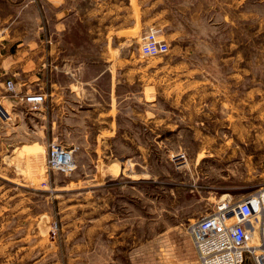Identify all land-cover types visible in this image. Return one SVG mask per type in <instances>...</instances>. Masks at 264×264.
<instances>
[{
    "label": "rangeland",
    "instance_id": "obj_1",
    "mask_svg": "<svg viewBox=\"0 0 264 264\" xmlns=\"http://www.w3.org/2000/svg\"><path fill=\"white\" fill-rule=\"evenodd\" d=\"M205 1L189 7L182 17L184 37L167 38V53L142 57L137 51L144 67L133 87L139 91L133 109L142 116L149 111L151 119H122L134 137L120 136L114 153L131 158L121 161L127 173L133 169L154 180L139 183V199L110 195L103 215L104 189L76 190L67 183L72 176L104 173L94 152L76 151L72 176L45 172L48 143L37 142L34 114L24 113L29 119L21 129L0 121V264H177L176 254L190 241V220L264 185V0H245L244 6L228 0L225 7L216 0L211 21L203 13ZM91 38L96 59L104 40L95 25ZM138 40L121 44L138 48ZM146 84L153 85L146 87V96L154 98L149 104L142 99ZM0 104L11 115L8 121L24 108L12 110L7 99ZM153 121L156 129L147 134ZM130 142L138 144L139 157H131ZM111 170L120 174L116 163ZM116 187L106 186L113 195ZM99 223L132 224V231L94 228Z\"/></svg>",
    "mask_w": 264,
    "mask_h": 264
},
{
    "label": "crops",
    "instance_id": "obj_2",
    "mask_svg": "<svg viewBox=\"0 0 264 264\" xmlns=\"http://www.w3.org/2000/svg\"><path fill=\"white\" fill-rule=\"evenodd\" d=\"M216 2L219 1H205L208 8L203 13L207 14L208 21L212 20L213 13H217L216 9L211 11ZM245 2L238 0L237 5L244 6ZM228 4V0H223L222 7ZM190 6H196L195 0H62L59 4L43 0H0V24L4 27L0 40V72L4 77L14 79L18 95L40 90L46 97L44 105L37 110L29 109L18 100H7L24 108L17 109V113L10 111L14 121L4 122L2 118L0 121L10 128L21 129L24 121L29 119L24 113L30 112L38 124L33 133L38 136L39 144H47L58 137L63 143L74 145L76 151L94 152L96 162L105 166L100 177L96 178V173L72 176L77 168L76 151L74 170L64 174L72 176L67 183L73 184L76 190L104 189L99 197L103 215L109 208L106 200L110 195L114 199L133 202L139 199V183L154 181L133 169L127 173L121 161L131 158L118 157L114 153L120 136L125 135L129 141L134 137L133 132L123 129L121 120L141 115L133 109V106L137 107L139 93L133 87L137 85L138 71L144 66L138 62V48L122 45V39L141 40L149 29L160 25L165 39L182 38V17L191 12ZM198 12L202 13V10ZM92 19L97 34L104 40L96 59L91 57ZM151 86L146 84L143 88L142 99L148 104L154 101L146 96V87ZM147 113L149 115V111ZM148 115L141 117L151 119ZM153 125L148 127L147 134H151L152 128L156 129L154 121ZM138 150V144L135 146L130 142L133 159L139 157ZM102 157L120 159L107 163ZM113 163L119 166L120 174L111 170ZM123 182L125 185L120 186ZM108 183L117 185L114 195L106 188ZM93 226L99 230L132 231V224L128 228L127 223ZM182 247L185 249L178 248L181 252L175 257L177 264H199L191 242Z\"/></svg>",
    "mask_w": 264,
    "mask_h": 264
},
{
    "label": "built area",
    "instance_id": "obj_3",
    "mask_svg": "<svg viewBox=\"0 0 264 264\" xmlns=\"http://www.w3.org/2000/svg\"><path fill=\"white\" fill-rule=\"evenodd\" d=\"M59 4L62 0H43ZM4 27L0 24V40ZM169 51V42L158 28L149 29L138 43L142 57L162 55ZM1 99L18 100L31 110L44 105L46 97L40 90L17 94L13 78L0 72ZM11 107L17 104L10 103ZM0 104V118L9 120ZM74 145H67L54 137L48 142L47 154L42 162L44 171L70 173L75 168ZM176 158H184L177 153ZM43 171V173H44ZM199 264H245L251 258L253 264H264V185L237 200L219 201L215 208L190 220L185 226Z\"/></svg>",
    "mask_w": 264,
    "mask_h": 264
}]
</instances>
